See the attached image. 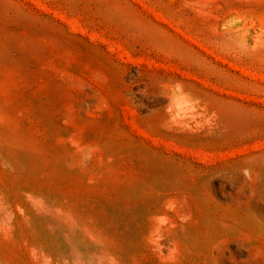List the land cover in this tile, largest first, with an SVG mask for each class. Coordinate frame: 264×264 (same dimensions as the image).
<instances>
[{
    "label": "rangeland",
    "instance_id": "1",
    "mask_svg": "<svg viewBox=\"0 0 264 264\" xmlns=\"http://www.w3.org/2000/svg\"><path fill=\"white\" fill-rule=\"evenodd\" d=\"M0 264H264V0H0Z\"/></svg>",
    "mask_w": 264,
    "mask_h": 264
}]
</instances>
